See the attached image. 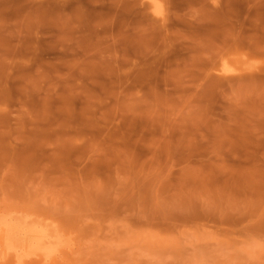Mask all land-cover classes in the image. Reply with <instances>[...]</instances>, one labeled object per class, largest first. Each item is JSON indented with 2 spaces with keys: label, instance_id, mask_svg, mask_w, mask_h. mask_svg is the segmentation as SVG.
Here are the masks:
<instances>
[{
  "label": "rangeland",
  "instance_id": "rangeland-1",
  "mask_svg": "<svg viewBox=\"0 0 264 264\" xmlns=\"http://www.w3.org/2000/svg\"><path fill=\"white\" fill-rule=\"evenodd\" d=\"M0 221V264H264V0H0Z\"/></svg>",
  "mask_w": 264,
  "mask_h": 264
},
{
  "label": "bare ground",
  "instance_id": "bare-ground-1",
  "mask_svg": "<svg viewBox=\"0 0 264 264\" xmlns=\"http://www.w3.org/2000/svg\"><path fill=\"white\" fill-rule=\"evenodd\" d=\"M19 214H21V213H19ZM17 215H18V214H17ZM10 216H12V215H10ZM18 216H19V215H18ZM22 216H23V215H22ZM25 216H26V215H24V217H25ZM13 217H14V216H12V219H13ZM5 218H7V217H5ZM5 218H4V219H5ZM18 218H19V217H18ZM16 219H17V218H16ZM29 219H30V218H29ZM6 220H7V219H6ZM18 220H19V219H18ZM31 220H32V219H31ZM0 222L4 223L3 221H0ZM12 222H14V221H12ZM34 222H35V221H34ZM34 222H33V223H34ZM36 222H37V221H36ZM7 223H8V222H6L5 225H7ZM29 223H30V222H29ZM17 224H18V223H17ZM20 224H22V223H20ZM38 224H39V223H38ZM5 225H4V226H5ZM40 225H41V224H40ZM40 225H39V226H40ZM1 226H2V224H1ZM12 226H13V225H12ZM19 226H20V225H19ZM41 227H42V226H41ZM2 228H3V227H2ZM8 228H9V227H8ZM37 228H38V227H37ZM45 228H46V227H45ZM48 228H49V227H48ZM48 228H47V229H48ZM6 229H7V227H6ZM27 229H28V228H27ZM27 229H26V230H23L22 232H20V233L23 235V237H25L24 240H26V238H27V239H28V238L30 239L31 237H33L34 239H33V238H31V239H33V240L35 241V243L37 242L36 244H37L38 248L40 247V249H42L41 247H43L44 245H46V243H47V244L49 243V242H47V241H49L50 239H47V237H45V236H47L48 234H46V235L44 234L45 236H42V237L39 236V237L37 238V237H35V236H33V235L30 236V235H31V232L27 231ZM50 229H51V228H50ZM2 230H3V229H2ZM9 230H11V229H9ZM0 231H1V230H0ZM44 231H45V229H44ZM52 231H53V230H52ZM52 231H50V232H52ZM7 232H8V231L6 230V235H8ZM32 232H33V231H32ZM56 232H57V231H56ZM12 233H14V232H12ZM20 233H18V236H17V237H22V235H21ZM36 233H37V232H36ZM46 233H47V232H46ZM4 234H5V233H4ZM34 234H35V232H34ZM38 234H40V233H38ZM52 234H53V233L49 234L48 237L50 238V235H52ZM15 235H16V232H15ZM20 235H21V236H20ZM5 237H6V236H5ZM10 237H11V235H10ZM13 237H14L15 239L17 238L16 236H13ZM52 237H53V236H52ZM60 237H61V236H60ZM60 237H59V238H60ZM31 239H30V240H31ZM12 240H14V239H12ZM21 240H23V239H21ZM33 240H32V241H33ZM54 240H59V239H58V237H57V239H54ZM54 240L52 239V241H54ZM13 242H15V241H13ZM26 242H27V241H26ZM50 242H51V241H50ZM61 242H62V241H61ZM61 242H60V243H61ZM14 244H15V243H14ZM19 244H20V245H19ZM19 244H18L19 247L22 248L21 243H19ZM28 244H29V243H28ZM31 244H34V242L31 243ZM56 244H57V246H58L59 243H56ZM15 245H16V244H15ZM18 245L16 246V249H17ZM22 245H23V243H22ZM51 245H52V244H51ZM53 245H55V244H53ZM6 246H7V245H6ZM13 246H14V245H13ZM28 246H29V245H28ZM30 246H31V245H30ZM19 247H18V248H19ZM34 247H35V246H33V248H34ZM59 247H60V245H59ZM9 248L12 249V246L9 245ZM9 248H8V249H9ZM14 248H15V246H14ZM23 248H24V246H23ZM31 248H32V247H31ZM56 248H57V247H56ZM56 248L49 249V252L53 250V253H54L55 250H56ZM16 249H15V250H16ZM26 249H27V248H26ZM26 249L24 248L25 251H27ZM35 249H36V248H35ZM35 249H34V251L31 250V249H30V250L36 253L37 250L35 251ZM40 249H38V250H40ZM54 249H55V250H54ZM17 250H18V249H17ZM30 250H29V251H30ZM43 250L45 251L44 248H43ZM8 251H9V250H8ZM19 251H20V250H19ZM31 251H30V252H31ZM41 251H42V250H41ZM41 251H38V252L40 253ZM47 251H48V250L46 249L45 252H47ZM57 251H58V250H57ZM15 252H16V251H14V252L11 251V252H9V253H13V255H14ZM27 252H28V251H27ZM38 252H37V253H38ZM42 252H43V251H42ZM43 254H44V253H43ZM7 255H8V254H7ZM7 255H6V256H7ZM15 255H16V253H15ZM18 255H20V253H19ZM26 255H27V254H26ZM26 255H24V256H26ZM35 255H36V254H35ZM44 255H45V254H44ZM48 255H49V254H48ZM48 255H46V256H48ZM4 256H5V255H4ZM22 256H23V255H22ZM29 256H30V255H29ZM46 256H45V258L47 259ZM49 256L51 257V255H49ZM49 256H48V258H49ZM26 257H27V256H26ZM22 258L25 259V257H22ZM45 258H44V259H45ZM23 259H22V260H23ZM50 259H51V258H50ZM19 260H21V258H20ZM17 262H18V260H17ZM22 264H23V263H22Z\"/></svg>",
  "mask_w": 264,
  "mask_h": 264
}]
</instances>
